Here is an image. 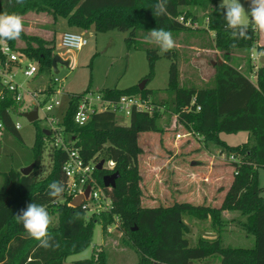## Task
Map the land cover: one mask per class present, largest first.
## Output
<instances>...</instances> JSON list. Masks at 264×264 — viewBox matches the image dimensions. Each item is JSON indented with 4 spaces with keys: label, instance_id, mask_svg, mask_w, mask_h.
<instances>
[{
    "label": "trees",
    "instance_id": "trees-1",
    "mask_svg": "<svg viewBox=\"0 0 264 264\" xmlns=\"http://www.w3.org/2000/svg\"><path fill=\"white\" fill-rule=\"evenodd\" d=\"M5 0H0V12L20 14L27 10L50 11L53 17L66 18L69 27L89 29L97 32L109 30H129L127 44L145 51L149 66L152 68L156 59L161 56L171 60L169 67L168 87L165 91L173 98L167 100L151 99L153 104H164L186 130L199 134L206 144L219 145L226 153L234 154L239 162L234 163L233 179L219 207L174 202L169 206L144 207L141 205L142 190L138 169V134L144 132H164L160 126V111L153 113L133 111L128 124H119L114 111L106 110L94 113L83 125L74 122V114L82 95L69 96L67 107L60 124L63 127L65 141H71L78 147L85 160L102 155L113 163V171L96 170L94 176L102 184L105 174L118 171L120 176L111 189L113 209L100 216L88 215L79 207H72L67 202H58L60 198L48 195V185L59 181L64 186L62 165L67 157L66 152L52 147L51 170L44 178L38 176L42 161V139L50 134L48 128H38L32 151L35 165L28 175H22L20 169L10 167L1 173L0 182V264H64L66 257L85 250L91 243L93 228L101 222L103 229L113 221V215L119 218V230L124 233L126 243L132 246L139 255L137 264H153L154 261L164 264H193V261L217 255L219 264H264V197L258 183V168L264 166V66L254 72L256 79L241 72L225 60H217L215 83L210 89L182 88L178 85V68L175 54L161 52L137 38L140 30L163 28L171 32H181L190 27L177 20L183 14V7L197 6L208 11L209 29L214 32L215 47L225 54L236 49L250 50L255 47L257 34L254 24L248 23L245 38L233 40L231 30L227 28L222 10V0H167V14L155 16L154 5L157 0H7L10 6L2 7ZM186 14V13H185ZM190 12H187L188 16ZM191 19H195L193 15ZM25 47L20 54L35 59L38 65L36 75H49L52 72L54 40H44L27 36L21 32ZM12 48L13 40H7ZM35 43L36 46H32ZM233 43L236 44L233 47ZM258 52L263 46L255 47ZM161 52V54H160ZM253 66L249 65L248 73ZM36 77V76H35ZM0 81V91L2 90ZM45 102L54 92L51 85L42 90ZM106 99L116 100L122 95L139 94L149 98L150 90L139 86L125 90L107 89L101 92ZM195 96V103L189 112L181 109L190 104ZM196 105L200 106L195 111ZM26 104L17 105L10 97L0 99V122L4 133L10 132L19 137L11 114ZM28 108L30 107L27 105ZM248 132L247 141L241 145H228L219 137V133L234 134ZM64 193V192H63ZM37 203L44 207L51 206L52 213L57 214L56 226H49V235L59 243L55 249H44L39 242L31 238L23 225L16 219V213L28 203ZM224 210L239 211L245 216L240 222L241 228L253 237L249 247L223 246L220 236L215 239L198 238L191 246L186 234L189 225L183 221V215L199 220H210L211 226L219 233L227 223L222 217ZM104 253L93 255L90 259H81L70 264H107Z\"/></svg>",
    "mask_w": 264,
    "mask_h": 264
},
{
    "label": "rangeland",
    "instance_id": "rangeland-1",
    "mask_svg": "<svg viewBox=\"0 0 264 264\" xmlns=\"http://www.w3.org/2000/svg\"><path fill=\"white\" fill-rule=\"evenodd\" d=\"M8 2L5 0L1 6H10L11 4ZM240 2L248 10V0H240ZM183 11L182 15L184 16L187 12H190L186 16L187 18L195 16L193 20L195 25L181 32H171L175 47L170 50V54H175L178 68V85L180 87L189 89L212 88L215 83L217 60L229 62L255 81L256 77L252 76L254 72L248 73V67L249 65L255 67L260 64L255 60L256 45L250 50L236 49L224 55L225 53L216 48L213 42L214 32L209 29L208 11H204L197 6L183 7ZM41 12H44L43 17L39 15ZM19 15L23 20L22 32L25 35L43 38L47 41L54 40L53 55L58 54L63 60L68 61V65L57 63L56 72L52 70L49 75L39 74L32 79L26 78L19 68L16 70V80L31 90L42 91L48 84L53 86L55 90L57 88L61 90L60 93L52 96V100H59L60 105L48 112L55 120L61 121L69 96L74 93H81L86 89L92 94L101 93L107 89L125 90L129 87L138 86L141 81L146 80L145 87L150 90V100L155 98L168 101L173 98V95H169L165 91L168 87L171 60L161 56L155 60L151 68L145 51L127 44L126 39L130 36L129 30L97 32L93 27H90L83 32V29L72 28L70 31L84 33L87 44L78 50H66L59 44L61 32L66 27L64 20L60 18L55 26L53 19L49 17L51 16L50 11H37L34 9L27 10ZM250 21V18H246L245 22L248 24ZM54 27L57 29L56 35L53 34ZM254 29L257 34L256 42L261 43L264 32H260L255 25ZM149 31L140 30L137 38L146 41L145 38L148 36ZM5 41L8 43L7 40ZM25 45V41L20 37L13 40L15 49L20 50ZM148 45L159 49L155 44L148 43ZM32 46H36L35 43L32 42ZM31 62L35 64L36 60L23 58L21 67ZM162 107L163 110L160 111L161 116L158 123L165 128L164 132L138 134V145L141 148L138 155L139 185L142 190L141 205L144 207L169 206L174 202L183 201L198 204L201 202V197L197 196L199 190L202 191V188L204 189L209 185L220 187L227 184L224 180H216L211 184V175L219 165H223L222 163L228 161L224 159L229 158L230 154L226 153L219 145L204 143L199 134L177 139L176 134H183L186 129L180 124L175 114L171 113L164 104H162ZM20 108L23 111L29 110L27 105ZM18 111L12 113L11 116L14 122L17 121L20 124V128L17 130L19 137L10 132L4 133L3 129L0 132V182L2 171L10 167L20 169L33 163L31 161V149L36 132L38 128L49 127L40 109L38 119L33 122L28 121ZM116 121L119 124H128L129 116L117 112ZM247 136L248 133L245 131L234 134L219 133V137L232 146L245 143ZM52 141L51 137H43L42 139V161L38 169L40 178L46 177L51 170ZM102 159L104 157L99 155L97 162L99 163ZM236 159L238 160V157ZM228 163V166L230 164L232 166L230 170L233 176L234 163L231 161ZM103 168L110 172L114 169L113 164L106 159H104ZM257 170L258 183L262 187L261 195L264 197V166L259 167ZM188 195L194 198L193 201L188 199ZM69 201L71 200L61 197L53 203L55 205L58 202L68 203ZM210 205L213 204L210 203ZM50 207L45 208L52 216L50 226L53 227L57 224V214L52 213ZM233 212L235 213L233 214L234 218L227 217L228 220L231 218L229 221L232 222L231 229H228L225 235L230 242L228 244L249 247L252 245L253 238L252 236H248V238L246 232L240 226V222L244 221L246 217L241 215L239 211ZM88 215L90 214L87 212ZM183 221L190 226L197 219L183 215ZM194 234L198 236L195 230L190 234H186L191 246H194L199 238H196ZM240 234L245 235L244 241L240 239L243 241L242 243H239L240 240L238 241L236 238ZM126 238L122 231L113 230L108 232L106 227L103 229L101 222H97L93 228L90 245L85 250L66 257L64 264H70L81 259H90L100 252L106 254L107 264H137L139 255L128 244V240L126 243ZM216 263L217 258L212 256L205 264Z\"/></svg>",
    "mask_w": 264,
    "mask_h": 264
},
{
    "label": "built area",
    "instance_id": "built-area-1",
    "mask_svg": "<svg viewBox=\"0 0 264 264\" xmlns=\"http://www.w3.org/2000/svg\"><path fill=\"white\" fill-rule=\"evenodd\" d=\"M177 20L186 27L195 25L193 19L187 18L182 14L177 17ZM59 44L66 50H78L87 44V38L81 32L65 31L61 35ZM23 58H27L26 55L17 53L6 41L0 43V81L3 86L0 91V99L10 97L17 105H36L38 106V112L40 109L44 114V118L49 125V134L53 140L52 145L64 150L67 155L62 165L64 178V193L62 198L72 201L74 197L83 195V202L79 206L90 215L100 216L103 212H111L113 209L112 188L105 187L103 183L100 184L94 176L97 170L98 158L95 156L89 160H85L78 147L72 145L71 141H65L63 127L60 121L55 120L48 113L60 105V101L57 99L52 100V96L60 93L61 90L58 88L56 90L54 89L52 95L43 102L46 94L42 91L31 90L24 86V84L19 83L16 80V70L18 68L29 79L34 78L38 72V65L33 62L21 67ZM252 76H255V74ZM194 103L195 96L192 97L189 105L181 109V112L187 113L192 110ZM199 109L200 106L196 105L195 111ZM106 110L114 111L115 114L117 112L123 113L125 116L130 117L133 111L148 112L151 114L154 110L162 111L163 107L162 105L153 104L149 98H143L139 94L122 95L116 100H111L104 98L101 93L92 94L89 91L84 93L80 98L73 119L75 123L83 125L90 120L94 113ZM20 111L21 109L18 112ZM175 115L177 116V114ZM14 127L18 130L20 124L16 121L14 122ZM2 128L0 122V132ZM193 134L197 133L189 129L183 134L177 133L176 138L190 137ZM226 160L233 163L239 162V159L237 160L234 154H230ZM111 164L113 163L111 162ZM87 188L88 192L85 196ZM71 201L67 204L74 207ZM106 228L108 232L119 230V218L117 215H113L112 223L107 225Z\"/></svg>",
    "mask_w": 264,
    "mask_h": 264
},
{
    "label": "clouds",
    "instance_id": "clouds-1",
    "mask_svg": "<svg viewBox=\"0 0 264 264\" xmlns=\"http://www.w3.org/2000/svg\"><path fill=\"white\" fill-rule=\"evenodd\" d=\"M22 3L23 0H16ZM167 0H157L154 7V15L167 14ZM226 26L231 30L233 40L245 38L248 31L246 18L260 31L264 32V0H248V10L245 9L240 0H222L219 5ZM23 31L22 17L16 13L0 12V41L15 40ZM147 43L155 44L160 51L167 53L175 47L171 31L163 28H154L148 32L145 38ZM236 46L235 43L232 45ZM64 186L59 181H53L48 185V195L52 198L62 197ZM16 219L23 225L28 235L39 242L44 249H55L60 245L49 235L48 228L52 223V216L48 210L37 203H28L25 208L20 209Z\"/></svg>",
    "mask_w": 264,
    "mask_h": 264
},
{
    "label": "crops",
    "instance_id": "crops-1",
    "mask_svg": "<svg viewBox=\"0 0 264 264\" xmlns=\"http://www.w3.org/2000/svg\"><path fill=\"white\" fill-rule=\"evenodd\" d=\"M42 14H44V12H41L39 15H41L42 17H43V15ZM49 17H51L52 19H53V23L55 24V26H56V24H57V22L60 20V18L62 19V20H64V22L66 23V27H65V29H63V31L61 32V35L65 32V31H70V29H72V27H69L68 26V24H67V21H66V18H64V17H62V16H56V17H53L52 15L51 16H49ZM91 27H93V26H91ZM94 28V27H93ZM86 30H83V32H85ZM83 32H81V33H83ZM56 33H57V29L54 27V30H53V34L54 35H56ZM84 34V33H83ZM262 40V42L260 43V42H255V45L256 46H263L264 45V34H263V38L261 39ZM49 41V40H48ZM2 42V41H1ZM17 53H20L19 52V50L18 49H15V48H13ZM255 51H256V58H255V60H257V62L259 63L260 62V64L259 65H256L255 67L253 66V72H255L254 70H256L258 67H260V66H264V51H260V52H258L257 50H256V48H255ZM256 62V63H257ZM27 105H29L30 107L28 108L29 110H31L32 109V107L33 106H36V105H30V104H27ZM29 110H26V111H29ZM21 113L22 112H24L23 110H21L20 111ZM20 113V114H21ZM248 133V132H247ZM247 138H248V136H247ZM226 142V141H225ZM227 143V142H226ZM228 144V143H227ZM228 145H230V144H228ZM224 160H226V159H224ZM227 161V160H226ZM229 161H227L226 163H222L223 165H219L216 169H215V171H214V173L211 175V181H212V183L211 184H213L216 180L217 181H221V180H224L227 184L226 185H224V186H220V187H214L213 185H209V186H206L204 189L202 188V191H198V193H197V196H199V197H201V202L200 203H198V204H204V205H210V203H212L213 205L212 206H220V204H221V201H222V199H223V197H224V195H225V193H226V191H227V189H228V187L230 186V184H231V182H232V179H233V176H232V174H231V170H230V168H232V166H231V164H230V166H228L227 165V163H228ZM229 164V163H228ZM227 165V166H226ZM206 175V174H205ZM221 188V189H220ZM202 195V196H201ZM190 195H188V197H189ZM187 199V198H186ZM188 199H190V200H192V199H194L192 196L191 197H189ZM193 201V200H192ZM183 202H189V201H183ZM191 203V202H190ZM233 214H235L233 211H229V210H224L223 212H222V217L225 219V220H227V223L225 224V226L222 228V231L219 233L215 228H213L212 226H211V222H210V220H199V219H197V221H193V223H192V225H190L189 226V228H190V231L187 233V234H190V233H192V231H194L195 230V232H196V234L198 235V236H196L195 234H194V236L197 238V237H199V238H207V239H215V238H217L218 236H220V239H221V242H222V245L223 246H231L230 244H228V243H230L228 240H227V236H225L226 235V233H227V230L229 229H231V225H232V222L231 221H229V220H231V218H234L233 217ZM228 216H231V218H229V220L227 219V217ZM196 219V218H195ZM200 222H202V223H200ZM242 230V229H241ZM246 234V236L248 237V236H251V235H248L247 233H245ZM244 237H245V235H243V234H240V236H238V237H236L237 239H238V241L240 240V239H243V241H244ZM249 238V237H248ZM253 238V237H252ZM198 240V239H197ZM237 241V242H238ZM243 241H239V243H242ZM197 242V241H196ZM224 243H227L226 245L224 244ZM252 243H253V241H252ZM232 247H241V246H232ZM212 256H209V257H206V258H204V259H200V260H195V261H193V264H205L206 262H207V260L209 259V258H211ZM213 258H217V263L216 264H219V262H220V259H219V257L217 256V255H213ZM219 259V260H218Z\"/></svg>",
    "mask_w": 264,
    "mask_h": 264
},
{
    "label": "water",
    "instance_id": "water-1",
    "mask_svg": "<svg viewBox=\"0 0 264 264\" xmlns=\"http://www.w3.org/2000/svg\"><path fill=\"white\" fill-rule=\"evenodd\" d=\"M57 63H62V64H65V65H68V61H65L61 58L60 55L58 54H55L53 57H52V61H51V64H52V70L54 72L57 71ZM146 84V80H143L141 81V83H139V89L142 90L144 88ZM21 115H23L24 117H26V119L30 122H33L35 120L38 119V106H33L31 110L29 111H24L21 113ZM46 134H49V130L45 129L44 131ZM103 164H104V159H102L98 164H97V169L98 170H102L103 169ZM193 164V162H192ZM35 163H31L25 167H22L20 168V172L22 175H28L33 167H34ZM120 176L119 172L118 171H114L112 173H109V174H105L103 175L102 177V183L105 187H110V188H113L115 187V181L116 179ZM87 192H88V188L85 192V196L87 195ZM83 195H78L76 197L73 198V200L71 201V204L74 206V207H79V205H81V203L83 202ZM153 264H164V263H161V262H157V261H154Z\"/></svg>",
    "mask_w": 264,
    "mask_h": 264
}]
</instances>
